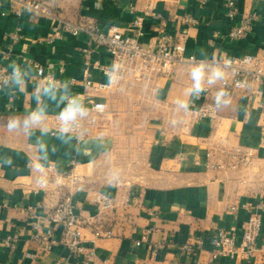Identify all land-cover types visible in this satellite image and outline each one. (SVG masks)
<instances>
[{
  "label": "crops",
  "instance_id": "crops-1",
  "mask_svg": "<svg viewBox=\"0 0 264 264\" xmlns=\"http://www.w3.org/2000/svg\"><path fill=\"white\" fill-rule=\"evenodd\" d=\"M42 1L58 20L31 12L17 16L8 0H0V66L15 65L26 72L22 84L0 90V264H79L81 258L73 257L65 246L58 244L46 252L36 239L51 231L56 241L61 240L64 227L51 226L47 217L66 197L86 221V246L93 249L90 264H264V254L253 260H212L210 255L221 228H241L247 218L244 208L264 204V82H250L237 91L231 104L219 108L216 123L197 120L192 112L199 107L193 99L195 69L203 72L202 89L218 88L231 79L220 62L232 57L257 56L264 72V0H235L239 15L234 21L226 16L229 0ZM149 11L163 14L173 33L185 28L187 15L197 21L184 42L186 59L194 57V62L150 82L133 78L109 82L91 70L93 80L110 83L108 89L92 94L106 111L87 114L86 132L80 138L58 132L67 97L83 90L86 68L80 49L88 42L85 34L60 33L62 21L101 31L112 26L126 30L138 14ZM251 14L260 18L257 30L245 38H231L233 28ZM15 34L22 36L18 44L12 40ZM155 36L148 25L143 41ZM50 37L56 38L53 43L48 42ZM93 59L109 63L103 51ZM61 62L66 88L56 93L34 78L32 64L57 75ZM215 71L222 75L210 83ZM72 79L78 82L73 84ZM142 108L147 109L141 112L146 127L140 131ZM33 112L43 118L25 126ZM10 120L18 121L12 131L7 128ZM119 124L128 126L112 129ZM236 149L253 150L249 163L232 161L229 153ZM211 151L214 168L208 167ZM122 158H130V171L140 162L145 175L137 181L102 182L106 173L123 171ZM95 193L115 199L114 210L99 222L114 236L93 243ZM198 240L204 241L199 253L181 250ZM157 245L161 248L154 251Z\"/></svg>",
  "mask_w": 264,
  "mask_h": 264
},
{
  "label": "built area",
  "instance_id": "built-area-1",
  "mask_svg": "<svg viewBox=\"0 0 264 264\" xmlns=\"http://www.w3.org/2000/svg\"><path fill=\"white\" fill-rule=\"evenodd\" d=\"M10 10L17 16H21L23 12H31L40 16L56 19L58 17L54 10L42 0H8ZM226 16L229 20L234 21L239 15L238 5L235 0H229L225 3ZM257 14H251L240 20L238 26L234 27L230 33L233 39H240L250 36L257 30L259 22ZM166 19L164 15L157 12H144L138 14L128 29H122L118 26H112L107 31L94 30L86 28L82 24L69 21H62L60 33L69 34L77 37L85 34L88 37L87 46L80 49V53L85 64V75L81 81L83 87L82 92H78L74 96H68L69 104L73 99H77L82 106L87 109V114H100L106 111V105L101 102L94 101L93 93L101 92L110 87V83L97 82L91 78L89 72L96 71L103 77L112 82L114 78H133L138 82H150L157 78L169 77L174 68L188 62H194V57L186 59L185 40L188 37L189 29L197 25V21L187 15L184 18V27L180 32L173 33L167 30L165 25ZM150 26L156 32V36L147 42L146 27ZM59 33H56L57 36ZM58 38V37H57ZM56 38L50 37L49 43H53ZM14 44H18L22 40L20 34L12 36ZM103 51L109 59L108 64H102L99 60H94L96 53ZM35 70L34 78L39 82L50 86L54 92H62L66 86L62 80V76L66 74V67L63 62L57 68V75L49 72L44 66L33 63ZM224 70L231 75L230 80H224L218 88H195L193 99L199 107L192 110L197 120H211L216 123L218 111L222 105H229L237 91L244 89L250 82L262 84L264 82V72L261 67L262 61L257 56L232 57L220 62ZM19 69L22 79L26 76V72L21 67ZM15 68L8 69L0 66V90L3 88H11L16 85L13 79ZM78 80L72 79V83L76 84ZM223 90V95L217 99V94ZM97 106H103V110H98ZM86 115L77 116L75 121L70 122L71 130L67 133L80 138L86 132ZM62 124L57 126L60 132ZM61 133V132H60ZM54 134V133H53ZM253 156V150L247 149L243 153L241 149L229 153V157L236 164H247ZM209 160L208 167L214 168L211 164L215 158V152L211 151L207 154ZM220 167V166H218ZM54 167L51 166L50 169ZM92 203L97 208V214L91 218L95 224L92 234L93 243L96 240L110 239L114 236L112 230H104L100 225L101 217L106 213L113 211L115 208V199L108 194L95 193ZM245 211L247 218L241 228H221L215 238L211 242L212 250L210 252L212 260L217 259H243L253 260L260 254H264V204L256 206H246ZM237 211V208H232ZM51 226L64 227V235L58 242L53 237L51 231L39 234L37 240L40 246L46 251L51 252L55 246L61 244L65 246L75 258H81L79 264H90L89 256L93 249H88V242L83 231L86 228V221L83 217L76 213V207L71 197H66L51 211L47 217ZM153 230H149L148 233ZM148 235L145 234L143 241L145 242ZM137 242L140 247L142 242ZM6 244L14 249V244L7 240ZM204 241L198 240L197 244H187L182 246L181 250L186 254H197L204 248ZM151 248V245H149ZM157 245L154 251L160 249ZM89 254V255H88Z\"/></svg>",
  "mask_w": 264,
  "mask_h": 264
},
{
  "label": "clouds",
  "instance_id": "clouds-1",
  "mask_svg": "<svg viewBox=\"0 0 264 264\" xmlns=\"http://www.w3.org/2000/svg\"><path fill=\"white\" fill-rule=\"evenodd\" d=\"M15 68V71L13 73V79L15 83L22 84V77L19 72V69L16 68L15 65H13ZM222 73L220 71H215L213 74V77L210 78V83L214 82L216 78L221 77ZM203 76V72L200 68H197L193 71V79L196 81L195 88L200 89L201 88V79ZM45 91H48V88H45ZM223 90L217 94V99H219L220 96H222ZM98 110L102 111L103 106H97ZM87 114V109H85L81 103L78 102L77 99H73L69 102L68 106L60 113L59 120L62 122V127L60 128L61 133H67L71 130L70 122L75 121L77 116H83ZM43 117L39 112H33L31 116L25 120V126H28L31 123H38ZM18 124L17 120H10L7 128L9 131H12ZM46 131V129H45Z\"/></svg>",
  "mask_w": 264,
  "mask_h": 264
},
{
  "label": "rangeland",
  "instance_id": "rangeland-1",
  "mask_svg": "<svg viewBox=\"0 0 264 264\" xmlns=\"http://www.w3.org/2000/svg\"><path fill=\"white\" fill-rule=\"evenodd\" d=\"M144 111H147V109L142 108L138 112L139 121H140L138 128L140 131H141V129L146 127V125L144 123H142L143 119L141 117V112H144ZM127 126L128 125H125V124H119V125L114 126L112 129L117 128L119 130H122L123 128H126ZM118 133H120V132H118ZM138 158H139V161L141 159H143L142 157H138ZM113 159L118 161V159H116L114 157H113ZM118 162L120 163V161H118ZM121 162L123 164V171H112V172L106 173L103 176L102 182H115L117 180L121 181L124 179L137 181V180H139L140 177L145 175V173L141 170L143 168V166L140 163L141 161L138 162L134 171H130V168L132 169V167H130V164H131L130 158H122ZM139 167H140V169H139ZM136 169H138V171Z\"/></svg>",
  "mask_w": 264,
  "mask_h": 264
}]
</instances>
